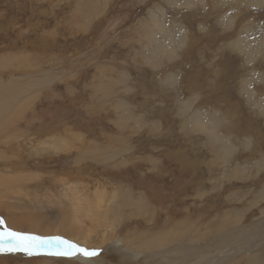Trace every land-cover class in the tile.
Masks as SVG:
<instances>
[{"label":"rangeland","instance_id":"1","mask_svg":"<svg viewBox=\"0 0 264 264\" xmlns=\"http://www.w3.org/2000/svg\"><path fill=\"white\" fill-rule=\"evenodd\" d=\"M258 1L0 0L7 226L45 236L31 212L50 225L69 199L101 194L95 217L81 216L89 250L112 235L157 242L105 264H264ZM10 178L26 190L2 188ZM24 253L0 252V264H86Z\"/></svg>","mask_w":264,"mask_h":264},{"label":"bare ground","instance_id":"2","mask_svg":"<svg viewBox=\"0 0 264 264\" xmlns=\"http://www.w3.org/2000/svg\"><path fill=\"white\" fill-rule=\"evenodd\" d=\"M260 1V0H259ZM258 1V3H259ZM261 3L264 4V1L261 0ZM252 4V3H251ZM254 4H256V2H254ZM156 26V25H155ZM160 27V26H159ZM167 33V31H166ZM163 46V45H162ZM235 46V45H234ZM239 48V44L237 43L236 46L234 48ZM250 47V43H249V46ZM160 50V49H159ZM157 50V52L159 51ZM164 50V48H163ZM170 50V49H169ZM238 50V49H237ZM172 51V50H170ZM168 52V51H167ZM174 52V51H173ZM241 52V51H240ZM264 52V51H263ZM160 53V52H159ZM170 53V52H169ZM162 54V53H161ZM172 54V53H171ZM161 57V56H160ZM245 86V85H244ZM246 87V86H245ZM188 104V103H187ZM186 104V105H187ZM190 104V103H189ZM26 105V104H25ZM187 111V110H186ZM25 112V110H24ZM199 115V113H198ZM196 116V115H195ZM193 118V117H192ZM201 119V118H200ZM190 120V119H189ZM193 120V119H192ZM191 120V121H192ZM202 120V119H201ZM12 121V120H11ZM198 122V121H196ZM205 122V120H204ZM199 123V122H198ZM201 124H203L202 122H200ZM206 123V122H205ZM213 123V122H211ZM208 124L206 123L207 125H213L215 126L216 124ZM200 124V125H201ZM190 125V124H189ZM191 126V125H190ZM12 127V126H11ZM10 127V128H11ZM207 127V126H206ZM210 128L212 129V127L210 126ZM209 128V129H210ZM8 129V128H7ZM6 129V130H7ZM195 129V128H194ZM208 129V128H207ZM215 129H216V126H215ZM5 130V129H4ZM206 130V129H205ZM3 132V131H2ZM214 133H216L214 131ZM213 135V134H212ZM216 135V134H215ZM211 137V135H209ZM208 136V137H209ZM220 137V136H219ZM218 137V138H219ZM222 139V138H221ZM228 139V138H227ZM216 140V139H215ZM218 141V140H217ZM225 143V142H224ZM223 145V144H222ZM227 146V144L225 145ZM229 146V144H228ZM233 146V145H232ZM220 148V147H218ZM222 149V148H221ZM219 151V150H218ZM221 152V151H220ZM223 153V152H222ZM224 154V153H223ZM227 162V161H226ZM1 174V173H0ZM24 178V176H23ZM28 179V178H27ZM30 180V179H29ZM0 181L2 183L3 179L0 177ZM31 183V182H30ZM22 184V185H21ZM8 185H14L13 188H16V189H21L23 191L26 190V188L23 189V187L25 186L24 183H23V179L19 178V179H16L14 178L13 180H11V178L5 182H3V184L1 185V187L3 188L4 186H8ZM32 191V190H31ZM34 191V190H33ZM129 193V192H128ZM32 197H31V194H28L26 193L25 196L29 199L30 197V200L33 201V198H34V193H32ZM78 194V193H77ZM105 194V193H104ZM122 194V193H121ZM130 194V193H129ZM73 195V194H72ZM77 197H80L79 195H75ZM123 196V194H122ZM109 197V196H108ZM107 197V198H108ZM124 197V196H123ZM130 197H132V195L130 194ZM144 197V196H143ZM93 198H98L100 201L98 200H92L91 201V198L89 197H85L86 201H84L85 203H81L79 202L76 198L75 201L71 202V200L69 199L70 201V211L68 212L69 214H62L60 213V216L58 217L57 221H54V223H51L50 225L48 224L49 222H46V221H43L42 219L44 218V214L41 212L38 213L41 214L43 216L42 219H40V216H35V213H34V216L35 218L33 217V215H31L30 213V216H29V219L27 221V226L30 227V228H34L36 230H41L42 232H44V228L46 230L45 233H43V235L45 236H62L64 237L65 239H68V240H71L73 241L74 243L80 245L81 247H85V248H88L91 246V243H89V239L90 237H92L90 235V232H85V230L83 229V219L81 218V216H83L84 214H86L87 216H91L94 212V210H97L99 212V210L103 207V202H105V198L104 197H101V194H95L93 196ZM127 198V197H126ZM115 198H113L114 200ZM110 200V199H109ZM118 200V199H117ZM121 200V199H120ZM125 200V198H124ZM145 200V199H144ZM32 201H29V202H32ZM112 201V200H111ZM126 201V200H125ZM146 201V200H145ZM123 202V201H122ZM140 202V201H139ZM126 203V202H125ZM146 203V202H145ZM117 204V203H116ZM13 205H16V204H13ZM27 205V204H26ZM25 205V206H26ZM68 205V204H66ZM65 205V206H66ZM128 205V204H127ZM143 205V204H142ZM28 206V205H27ZM119 206V204H118ZM69 207V206H67ZM126 207V206H124ZM124 207H120V208H124ZM152 207V206H151ZM119 208V207H118ZM150 208V207H148ZM34 209V208H33ZM36 209V208H35ZM38 209V208H37ZM66 210V207L64 208ZM64 209H62L64 211ZM147 209V208H146ZM113 210V209H112ZM149 210V209H147ZM34 211V210H33ZM145 211V210H144ZM152 211V210H151ZM62 212V211H61ZM65 212V211H64ZM105 212V211H104ZM112 212V211H111ZM115 212V210H114ZM146 212V211H145ZM147 213H150L147 212ZM95 214H93V217H95ZM69 215H72L69 217ZM47 216V215H46ZM45 216V218H46ZM26 217V216H25ZM48 217V216H47ZM110 217V216H109ZM114 217V216H113ZM44 218V219H45ZM52 218V217H51ZM118 218V217H117ZM153 218V217H152ZM26 219V218H25ZM24 219V221H25ZM47 219V218H46ZM224 219V218H222ZM118 221V220H117ZM39 222V223H37ZM46 222V226L43 227V225H45L44 223ZM57 222V224L55 225V223ZM116 222V221H115ZM114 222V223H115ZM153 222V221H152ZM48 224V225H47ZM112 224V223H110ZM107 226V225H106ZM120 226V225H118ZM29 228V229H30ZM120 228V227H119ZM43 229V230H42ZM90 229V228H89ZM94 230V229H92ZM92 230L90 229L89 231L92 232ZM27 231V230H26ZM31 231V230H30ZM29 231V232H30ZM95 232V231H94ZM33 233V232H32ZM35 233V232H34ZM134 233V232H133ZM139 233V232H137ZM154 233V232H153ZM37 234V232H36ZM135 234V233H134ZM156 234V233H155ZM115 235V234H114ZM131 235V234H130ZM143 235V234H142ZM141 235V236H142ZM173 235V234H172ZM67 238H66V237ZM106 236V235H105ZM155 236V235H154ZM169 236V235H168ZM223 236V235H222ZM98 237V236H97ZM95 239V238H94ZM145 240V239H144ZM171 240V239H169ZM107 242V243H106ZM157 243V242H155ZM153 241H148V242H143V239H140V237H137L135 235H132V237L130 236H124L123 238H118L117 236H110V237H106L103 239L102 241V246L104 247L106 244H108V246L104 247L103 249L104 250H101V251H98V255L95 256V257H86L85 255L83 254H80V253H74L73 255H55V254H50L47 250H43L41 251L39 254H32V256H35V255H43L45 257H49V258H64V259H67L69 262H77V263H86V264H105L106 261L108 259H110L109 257V254H116L117 255V258H120V257H124L127 258V260H129V263L131 261L132 262H135L141 255V256H144L143 254L147 251H151L152 252V248L151 246H155V244ZM141 244V245H139ZM143 244L145 246H143ZM170 243H168L169 245ZM98 247V246H97ZM137 247V249H136ZM155 248V247H153ZM157 253V252H156ZM24 254H27V253H24ZM23 254V255H24ZM147 254V253H146ZM28 255V254H27ZM158 255V254H157ZM156 255V256H157ZM146 256V255H145ZM144 256V257H145ZM155 256V255H154ZM29 258V257H27ZM33 258V257H32ZM42 258V257H41ZM207 258V257H206ZM205 258V259H206ZM140 259V258H139ZM204 259V257H203ZM57 260V259H56ZM61 260V259H60ZM147 260V259H146ZM41 261V260H40ZM48 261V260H47ZM45 261V262H47ZM148 261V260H147ZM140 262V261H139ZM141 263V262H140ZM43 264V263H42ZM45 264V263H44Z\"/></svg>","mask_w":264,"mask_h":264},{"label":"snow or ice","instance_id":"3","mask_svg":"<svg viewBox=\"0 0 264 264\" xmlns=\"http://www.w3.org/2000/svg\"><path fill=\"white\" fill-rule=\"evenodd\" d=\"M47 250L55 255H73L80 253L86 257H95L97 250L81 247L62 236H42L26 231H17L7 226L0 217V252L22 251L28 255L39 254Z\"/></svg>","mask_w":264,"mask_h":264}]
</instances>
